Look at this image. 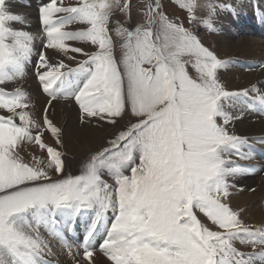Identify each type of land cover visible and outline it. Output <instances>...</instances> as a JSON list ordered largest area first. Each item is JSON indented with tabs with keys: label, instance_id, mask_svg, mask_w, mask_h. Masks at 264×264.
Returning <instances> with one entry per match:
<instances>
[{
	"label": "snow or ice",
	"instance_id": "6c2138e0",
	"mask_svg": "<svg viewBox=\"0 0 264 264\" xmlns=\"http://www.w3.org/2000/svg\"><path fill=\"white\" fill-rule=\"evenodd\" d=\"M5 2L0 0V85L21 75L33 52L32 36L11 26L21 18L8 13ZM115 7L131 15L130 0L122 5L121 0H78L75 6L48 0L40 8L43 48L68 60L75 59L69 53L86 57L70 67L63 59L53 62L45 52L38 53L35 77L47 97L42 125L26 111L27 93L0 90V110L10 113L0 115V264H50L43 253L51 255V249L39 227L62 217L66 230L75 231L74 219L85 214L90 217L82 238L87 264H94L93 241L102 222L98 248L111 264H264V252L234 246L235 241L264 246V229L243 225L223 202L229 189L226 177L243 170L224 157L246 158L241 151L246 141L230 134L218 118L227 125L224 101L247 96L248 90L223 89L217 71L226 62L170 21L160 0H149L143 23L115 28L121 40L117 57L109 27ZM180 7H187L191 19L193 5ZM207 7L211 14L216 6ZM73 23L85 27L64 30ZM66 41L94 50L70 47ZM61 98L74 100L81 123L95 118L117 125L129 113L136 119L76 176L63 175V153L43 139L46 129L62 146L61 129L48 115ZM258 99L264 104V97ZM32 129H38L35 135ZM25 142L46 151L43 167L42 161L30 165L19 157L17 149ZM104 170L114 185L101 179ZM195 210L219 230L202 224Z\"/></svg>",
	"mask_w": 264,
	"mask_h": 264
},
{
	"label": "rangeland",
	"instance_id": "374dc122",
	"mask_svg": "<svg viewBox=\"0 0 264 264\" xmlns=\"http://www.w3.org/2000/svg\"><path fill=\"white\" fill-rule=\"evenodd\" d=\"M240 1H242V0H160V4H161V11L164 12V14L167 16V18L170 21H172L178 25H181L182 27H184L185 29H187L188 31L193 33L197 37V39L201 42V44L204 47L208 48L210 51H212L213 54L216 55L219 60L225 61L224 59H226V61H225L226 66L224 67V68H226V67H228V62L233 61L234 54H231L230 51H227V53L225 55H219L216 52L215 49H217L219 47L216 45L217 48H215V39L213 38L215 36L212 33L211 22L213 20L215 13L218 10H223L225 8L228 10L229 8H234L238 5V3ZM77 2H78V0H62V3L64 6H75L77 4ZM123 2H124V0H121V5L123 4ZM148 2H149V0H130V3L132 4L130 16L122 13L118 7H115L113 9L112 14L110 16L111 22L109 24V27L113 30L112 34H113V40H114V54L117 57H119V55H120V47L119 46H120L121 40H120V38L115 36V32H114L115 28L119 25H123V26L127 27L130 25L135 26L136 24L143 23L144 19H145L144 18V11H145V8H146V5ZM46 3H48V0H6L5 5H4L5 10L8 13L13 14V15L21 18L20 21L13 23L11 26L17 30H24L32 36V38H33V45H32L33 52H32V55H31L29 61L22 65V74L17 76V78L15 80L8 82V84L6 83L4 85H0V90H3L7 93H13L17 89L25 92L27 89L22 88V86L26 85L28 87L31 84L32 88H35L34 89L35 92H38L40 96L42 95L41 97L42 98L44 97L45 100H43L44 101V102H42L43 105H41L42 107H40V106L36 105V98L35 97H29L28 101H29L30 107L26 111L33 110V112H34V114L32 113L33 115L29 113L31 115V118L33 120L37 121L38 123H40L41 125L43 122V107L47 101V97L41 93L39 82L35 77L34 65H35V62L38 58L39 52L43 51V52H45V55L47 56V54H46L47 50L43 48V44H42V42L45 40V33L43 31V27L40 23V18H39V16H40L39 10ZM209 3H212L213 5L216 6L214 11L211 14H210L209 9L207 7V5ZM182 4L185 6H187L189 4L193 5V9H192V13H191V16H192L191 19H190V13L187 10V7H184V8L180 7V5H182ZM118 22H119V24H118ZM30 25L33 27L31 30L22 29L23 27H29ZM84 27H85L84 25H81L79 23H73V24L66 26V28L64 30L74 32V31H80ZM242 35L245 38H247L248 40L251 39L253 41V40L257 39L255 41H259L260 43L264 42V39L259 34L255 33V32L253 33L252 31L251 32L250 31L244 32V33H242ZM66 43L70 47H72V46L82 47L85 49V51L94 50L91 45H86V44H83L79 41H66ZM51 50H55V49H51ZM69 55L74 56L75 59L68 60L66 57L63 56V54H56V51H55V53H51L50 58L53 62H58L59 60L63 59L64 62L67 63L70 67H76V65L79 61L86 59L85 56H83L79 53H69ZM185 59H187V58H185ZM252 60H248V61L254 62ZM257 65H259V64H257ZM187 67H188L189 73L193 77L198 75L194 71V69L192 68L191 65H188ZM263 67H264V64H261L260 66L257 67L256 64L251 63L248 68H245V67L239 65L240 69L243 68V70L240 71L243 73L247 72L248 70L254 71L257 68L263 69ZM221 69H223V68H221ZM217 79L225 91H229V92H241V91H243L242 89L236 90L238 88V82L227 83L225 81H221V79L218 76H217ZM18 80H20V82H21L20 87L15 85L16 81H18ZM28 94H31V93L28 92ZM243 97H247V96H242V98ZM247 98H249V99L252 98V100L257 101L256 103L258 104V106H260V108L262 109V111L264 113V104H262L259 99L253 98V96H251V98L250 97H247ZM32 100L35 102H33ZM233 100L234 101L240 100V98L239 97L234 98ZM53 103H54V107H52L49 110L48 115H49V119L52 120L53 124L56 127L61 129L62 146H58L55 144L54 138H52L51 134L48 133L46 129L43 130L44 131L43 139H44V142L46 144H48L49 146H53V147L58 148V150H60L63 153L62 159H63L64 163H65V160L69 161L70 164L68 165V169H66L64 166V171H63L64 176H76V175L82 174L85 163L89 160V158L92 155H94L96 152L100 151L103 147L107 146V142L109 140L113 139L115 134H118V132L120 130H123V126L126 125L129 122V120H131V122H133V123L136 122V119L132 118L131 114L129 113V115L126 116L124 118V120L119 121V123L117 125L106 124L105 122L98 121L95 118L85 119V122L81 123L80 122L79 108L77 105H75L74 100L61 98L57 101H54ZM241 106H243L242 103H241ZM67 114H69V116ZM0 115H10V113H8L7 111H4V110H0ZM256 115L260 116V114H256ZM260 117H262V116H260ZM262 118H264V117H262ZM117 119L119 120V118H117ZM72 121H73V125L77 124V126H79V129L82 127H89V128H91V130L99 132V131H108V130L116 127V129L114 131H117V132H112L110 135L106 136L105 139H103V141L100 144L97 143L92 148H90L91 152L87 153L85 156L83 154L81 157H79V158L77 157L74 159L73 157H75V155H77L79 152H78V148L76 147L77 141L75 139L76 138L75 133L73 132L74 131L73 128H76V127L71 126ZM16 122L19 123L18 118H17ZM223 122H224L223 119L218 118V123L222 124ZM65 125H66V127L69 126L68 129L65 127ZM84 125H87V126H84ZM37 131H38V129H32L33 135H35ZM65 131H67V133H68V136H66V138L63 135L64 134L63 132H65ZM86 141H87V138H86ZM94 141L95 140H93V143L95 144ZM87 145H89V144H87ZM17 152H18L19 157L25 163H29L30 165H35L37 161H42L43 163H41L39 166L43 167L44 163L47 162L46 151L41 150L34 143L29 144V143L25 142L24 144H22L18 147ZM252 155H253L252 153H250V155H248L246 153V156H245L246 158H244V159H246V161H241V163H235V164L239 165L240 167H243V166H245L244 164H246L245 162H247V163L255 162L252 159ZM256 157L260 160L262 159L257 155H256ZM262 162H263V160H262ZM228 163L233 164L231 162H228ZM251 166H253V165H251ZM251 169H253V171L256 170L255 171L256 172L255 173L256 178L260 177V176L262 178H264V170L262 171V169H264V163H261V165L255 164L253 167H251ZM47 170L49 171V174L53 175V178H55L53 170L52 169H47ZM125 174H129V173H125ZM101 179L103 181H105L106 183H108L109 185H114V179L111 177V175L108 173L107 170H104L101 173ZM243 194L244 195H242L241 198H246V195L250 194V192L249 191L246 193L244 192ZM226 200L227 199L224 198L223 202L228 204V206H229V203ZM263 202H264V199L263 200H256V201L250 203V206L249 205L248 206L251 210H254L258 206H262L261 204ZM235 212L239 213L237 211H235ZM259 212H260V210H259ZM261 212H263L262 214L264 216V210ZM195 214L197 215V218L201 221V223L204 224L206 227H208L210 230H213V231L219 230V229H217V227L215 225L211 224V222L208 221V219L203 215V213L199 212V210H195ZM244 216L245 215H243V217L240 218L239 214H238V219L242 222L243 225L249 227L252 230L264 229V217H262L259 220L258 219L251 220V219H248V217L245 218ZM109 219L110 218L108 215V220ZM42 227H43V225L40 226V228H42ZM76 238L78 241L80 240L78 237H76ZM57 242H58V240H57ZM67 242H69V241H67ZM234 246L243 252L255 251L258 253L262 249L261 248L262 246H260V245H257L255 248H253L252 246L242 245L239 243V241H235ZM95 250L101 252L98 249H95ZM80 252H82V251L80 250ZM83 261H84V259H83ZM84 262L86 263L87 261H84ZM109 263L111 264L110 261H109ZM260 263H262V262H260ZM50 264H53V263H50Z\"/></svg>",
	"mask_w": 264,
	"mask_h": 264
},
{
	"label": "bare ground",
	"instance_id": "6f19581e",
	"mask_svg": "<svg viewBox=\"0 0 264 264\" xmlns=\"http://www.w3.org/2000/svg\"><path fill=\"white\" fill-rule=\"evenodd\" d=\"M152 2H154V0H152ZM229 9L227 10L225 8L223 10H218L211 22L212 33L215 36L213 37L215 39V48H217V46L219 47L215 49L216 52L219 55H225L227 51H230L231 54H234L233 61L228 62V67L219 69L217 71V76L221 79V81H225L227 83L238 82V88L236 90L247 89V97L251 98V96H253V98L257 99L258 97H264V67L263 69L257 68L254 71L248 70L245 73L240 72L243 70V68H239V65L248 68L251 63L256 64L257 67L261 64H264V42H261L263 44L262 45L259 41H255L257 39L253 41L251 39L248 40L242 35L244 32L252 31L253 33L255 32L259 34L264 39V0H242L236 7ZM32 28L33 27L30 25L29 27H23L22 29L31 30ZM55 51L56 50L47 49L46 54L48 57H50L51 53H55ZM224 60L226 61V59ZM248 60H252L254 62H250ZM15 85L20 87V80L16 81ZM22 88L27 89L25 93H27L28 98L35 97L36 105L42 107V102H44L43 100L45 99L44 97L42 98V95L40 96L38 92H35V88H32L31 84L28 87L26 85L22 86ZM28 92L31 94H28ZM247 97L242 98L241 96L239 97L240 100H231L230 102L224 101V111L229 116L230 122L227 125H224L223 122L221 125L225 126L230 134L237 135L246 141L241 151L244 156H246V153L248 155L252 153V159L255 161L253 163L245 162V166L241 167L243 169L241 172L226 177V182L229 185L226 201H228L229 206L232 210H234V212H239L237 214H239L240 218L245 215V218L248 217V219L251 220H259L264 217L262 214L263 212H261L264 210V202L261 204L262 206H258L254 210H251L249 206L250 203L256 200L264 199V178L261 176L256 178V170L253 171V169H251V167H253L255 164L261 165V163H264V118L256 115L254 113L256 110L252 109L251 104H257V101ZM241 103L243 106H241ZM259 112L262 114V116L264 115V113L261 111ZM29 113L34 114L33 110H30ZM67 115L69 116V114ZM71 126L76 127L73 128V132L75 133L76 138H74L77 141L76 147L78 148L79 152L77 155H75V157H73L74 159L81 157L83 154L85 156L87 153L91 152L90 148H92L97 143L100 144L103 139H105V137L110 135L112 132H117L114 131L116 127L108 131L99 132L93 131L89 127H82L79 129L77 124L73 125V121ZM68 127L69 126L66 128L68 129ZM63 133L66 138V136H68L67 131ZM93 140H95V144L93 143ZM256 155L262 159H258ZM224 158L226 161L233 163L231 164L233 166H236L235 163L246 161V159L240 158L237 155L226 154ZM69 164V161L65 160L64 166L66 169H68ZM263 170L264 169H262V171ZM248 191L250 194L246 195V198H241L242 195H244L243 193ZM106 214L109 215L110 219L112 218L110 217L111 209H109ZM77 218L81 221L77 222L78 230L76 229V232H78L79 235L77 234L76 237H78L81 240L79 241L82 242V236L85 233L87 226L85 225V221H88V218L90 217L89 215L85 214L78 216ZM56 219L57 221L55 223L43 225L42 228L39 227L38 229L42 239L48 243V246L51 249V255L48 254L47 250L43 253L45 259L53 264H87V262L85 263V260L83 261L82 258L83 251L80 252L79 248H77L73 243L71 244L70 242H66V245H62L59 243V241L57 242L58 239L55 237V230H53V235L51 234V227H54V225L60 223L61 220L66 222L65 218L62 217H57ZM261 248V251L258 253L264 251V246ZM92 259L94 264H110L104 254L97 250H95ZM257 264L262 263L257 261Z\"/></svg>",
	"mask_w": 264,
	"mask_h": 264
}]
</instances>
